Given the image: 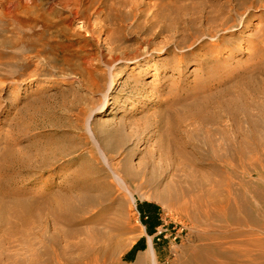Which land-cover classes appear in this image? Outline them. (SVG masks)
Here are the masks:
<instances>
[{
    "label": "rangeland",
    "instance_id": "1",
    "mask_svg": "<svg viewBox=\"0 0 264 264\" xmlns=\"http://www.w3.org/2000/svg\"><path fill=\"white\" fill-rule=\"evenodd\" d=\"M7 2L8 14H0L2 202L38 205L71 185L72 195H86L71 228L84 231L78 238L96 229L125 243L122 264H134L149 237L157 264H180L203 246L236 247L240 258L264 264L261 225L201 222L185 207L216 189L218 199L230 191L233 201L239 193L255 199L253 186L264 180V92L250 86L264 91V9L251 10L250 25L227 43L233 28L206 34L203 16L190 28L194 14L182 10L190 0ZM39 148L54 154L41 168ZM22 150L30 169L4 160ZM144 202L158 206L153 234L139 210ZM12 228L0 222L2 264L25 261L30 248Z\"/></svg>",
    "mask_w": 264,
    "mask_h": 264
},
{
    "label": "bare ground",
    "instance_id": "2",
    "mask_svg": "<svg viewBox=\"0 0 264 264\" xmlns=\"http://www.w3.org/2000/svg\"><path fill=\"white\" fill-rule=\"evenodd\" d=\"M190 1L191 4L182 9L183 11L191 10L194 14L190 28H197L194 24L200 21L202 16L208 27H200V29L206 34L214 36L216 30L233 28L236 30L235 36L223 37L222 39L227 43L238 38L241 32L250 25L251 10L264 9V0ZM5 3H8L7 0H0V6L3 8L0 9V14H8ZM182 10L178 6L171 8L172 13H178H175L176 16ZM28 12V10L24 11V13ZM260 17L261 20L264 19L263 14ZM21 22L27 27L33 25V21H28V19ZM213 28H216V30ZM260 34L264 37L263 31ZM251 83H254V81ZM250 86L253 87V91L264 92L261 88L254 87L253 84ZM213 98L209 96L199 100V109L205 110ZM216 98H218V95ZM244 140L250 142L253 139L247 137ZM50 151L51 148H39L38 158L40 156H46V158L39 161L38 167L41 168L45 164L44 161H50L54 157L53 152ZM244 153L245 150L241 148L237 156L242 157ZM3 157L7 162L16 159L17 165L25 169H30L32 166V157L23 150L19 154L13 151L7 152ZM213 157L218 158V154L213 155ZM65 189L66 193H57L50 200L42 201L38 205H33L29 200L20 197H13V203L2 202L3 197L0 196V222L10 224L13 227L10 231L14 235L27 236V241L30 244V248L26 250L28 254L26 260L17 264H122V257L119 255L124 250L125 243L112 244L110 236L99 233L96 229L86 230V236L78 238L84 231L81 229L75 230L71 227L79 222L76 221V216L86 211L83 205L86 195H72L71 185L66 186ZM253 191L255 199L248 198L245 193H239V197L233 201L231 191L229 197L218 199V190L216 189L213 192H205L193 198L190 202H185V207L192 206L190 216L201 222L211 221L215 217L216 220L219 219L238 225L255 223L264 228V180L253 186ZM13 204L18 205L19 208ZM204 205L209 208L204 210L202 208ZM8 214H11V218L8 217ZM76 238L78 240H72ZM63 240L66 242L65 245L62 244ZM36 244L37 246H35ZM248 244H255V241ZM256 244L259 248H264V240H259ZM238 252L239 249L236 247L233 251H224L219 246H203L182 259L180 264H254L250 262L248 255L245 259H242ZM220 254L227 257L228 262L219 261L218 255ZM261 257L264 259V253H261ZM111 258L113 260H110ZM0 264L2 263L0 262ZM134 264H157L156 252L151 237H149L147 248L138 254Z\"/></svg>",
    "mask_w": 264,
    "mask_h": 264
},
{
    "label": "trees",
    "instance_id": "3",
    "mask_svg": "<svg viewBox=\"0 0 264 264\" xmlns=\"http://www.w3.org/2000/svg\"><path fill=\"white\" fill-rule=\"evenodd\" d=\"M144 224L147 226L148 232L153 234L154 229L159 221L158 206L154 203L144 202L139 205Z\"/></svg>",
    "mask_w": 264,
    "mask_h": 264
}]
</instances>
